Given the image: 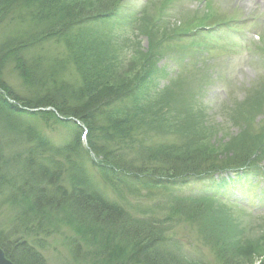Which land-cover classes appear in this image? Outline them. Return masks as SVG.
Wrapping results in <instances>:
<instances>
[{
  "label": "trees",
  "instance_id": "1",
  "mask_svg": "<svg viewBox=\"0 0 264 264\" xmlns=\"http://www.w3.org/2000/svg\"><path fill=\"white\" fill-rule=\"evenodd\" d=\"M84 4L80 0H0V25L16 24L0 37V80L3 66L12 59L21 84L28 88L27 96L20 98L0 81V191L11 190L3 203L17 210L0 247L14 264H46L39 251L44 243L30 238L54 229L62 221L57 216L63 215L65 222L71 217L78 220L77 231L99 258L94 264L187 262L166 249V243H172L161 238L166 225L192 217L173 190L233 167L205 155L209 162L201 170L203 161L197 163L187 145L156 141L173 132L182 117L180 110H171L169 97L153 86L157 55L140 57L141 74L135 69L129 77L115 76L116 43L110 26L117 19L115 7L93 4V14L87 16ZM51 40L65 49L63 61H72L80 78L76 87L61 83L54 71L45 73L38 61L33 67L26 64L22 53ZM44 106L49 110L39 109ZM55 113L75 117L86 128L85 149L80 125L70 118L64 120L73 125V137L61 146L28 122L47 117L60 122ZM8 144L20 147L22 153ZM91 167L93 179L100 177L112 198L92 182ZM163 194L165 202L156 198L147 203ZM167 205L168 210L162 211ZM124 237L131 249L125 250L119 242Z\"/></svg>",
  "mask_w": 264,
  "mask_h": 264
},
{
  "label": "rangeland",
  "instance_id": "2",
  "mask_svg": "<svg viewBox=\"0 0 264 264\" xmlns=\"http://www.w3.org/2000/svg\"><path fill=\"white\" fill-rule=\"evenodd\" d=\"M80 2L85 3L83 12L87 16L93 14V4L115 7L117 19L110 25L116 43L117 59L112 65L115 76L129 77L135 69L141 74L140 57L151 52L157 55L153 86L169 97L171 110H180L178 115L182 117L173 132L155 140L187 145L191 157L197 163L203 161L201 170L209 156L233 167L209 180L175 187L173 193L181 197L178 201H184L192 217H182L163 228L161 238L172 243H166L165 248L195 264H264V0ZM10 25H0V37L14 30L16 24ZM51 41L22 53L26 64L33 67L38 61L45 73L54 71L61 83L76 87L80 78L72 61H63L65 49ZM16 72L11 59L3 66L0 81L22 98L28 88ZM55 114L60 122L53 123L52 117L30 118L28 122L61 146L72 140L73 125L64 120L65 116ZM80 133L85 149L86 130ZM12 145L7 147L22 153L20 147ZM247 157L249 161H245ZM240 165L244 167L236 168ZM88 172L94 176L93 170ZM10 192L8 187L0 191V238L10 231V221L17 211L3 203ZM156 198L166 201L163 194L147 203ZM160 215L168 216L165 212ZM62 216H57L62 221H57L54 229H44L30 238L44 243L39 251L45 263L97 262L93 248L77 231L78 220L71 217L65 222ZM119 242L125 250L131 249L125 237ZM187 262L180 264H194Z\"/></svg>",
  "mask_w": 264,
  "mask_h": 264
},
{
  "label": "bare ground",
  "instance_id": "3",
  "mask_svg": "<svg viewBox=\"0 0 264 264\" xmlns=\"http://www.w3.org/2000/svg\"><path fill=\"white\" fill-rule=\"evenodd\" d=\"M7 100L10 102V103H12V104H14V105H18V103L20 102V101H18V100H16V99H14L13 97H12V100H10L9 98H7ZM19 105H21V102H20V104ZM65 118H70L69 116H65ZM70 120L71 121H73V122H75V123H77V120L75 119V117L74 118H72V116H71V118H70ZM77 124H79V122L77 123ZM80 125V124H79ZM79 128H80V130H86V128L83 126V125H80L79 126ZM82 128V129H81ZM87 131V130H86ZM89 153H90V156L93 158V152H91V151H89ZM242 167H244V166H242ZM91 169L93 170V167H91ZM88 170V169H87ZM89 171V170H88ZM91 171V170H90ZM92 173V172H91ZM91 176V178H92V182H93V180H94V182L95 183H97L98 185H99V187L101 188V190L103 189L104 190V192L106 193V196L108 197V198H112V196L108 193V191L104 188V185L102 184V182H100L99 181V179H101L100 177H97L98 178V180L96 179V177L93 179V177H92V175H90Z\"/></svg>",
  "mask_w": 264,
  "mask_h": 264
},
{
  "label": "water",
  "instance_id": "4",
  "mask_svg": "<svg viewBox=\"0 0 264 264\" xmlns=\"http://www.w3.org/2000/svg\"><path fill=\"white\" fill-rule=\"evenodd\" d=\"M0 264H14L11 260H9L6 256L2 248L0 247Z\"/></svg>",
  "mask_w": 264,
  "mask_h": 264
}]
</instances>
